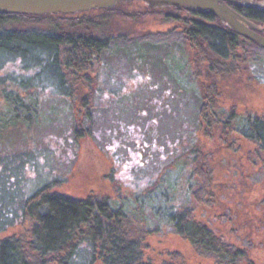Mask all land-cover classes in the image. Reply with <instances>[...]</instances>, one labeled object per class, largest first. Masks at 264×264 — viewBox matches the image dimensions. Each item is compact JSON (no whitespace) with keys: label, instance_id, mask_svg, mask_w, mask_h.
Listing matches in <instances>:
<instances>
[{"label":"rangeland","instance_id":"1","mask_svg":"<svg viewBox=\"0 0 264 264\" xmlns=\"http://www.w3.org/2000/svg\"><path fill=\"white\" fill-rule=\"evenodd\" d=\"M122 10L85 25L87 34L112 43L83 73L65 72L68 93L76 84L72 96L52 80L42 55L31 62L0 55V242L30 237L36 218L27 216L28 201L50 186L52 194L125 208L144 264H215L168 226L173 214L162 218L165 200L176 211L192 201L199 222L228 242L245 241L264 264V147L241 132L220 135L198 117L206 68L194 66L187 45L147 40L172 32L177 22L166 12ZM48 23L5 31L49 33ZM61 27L69 36L84 32ZM242 66L219 79L221 110L243 123L264 119V62ZM18 95L19 109L8 101ZM78 258L90 254L84 249Z\"/></svg>","mask_w":264,"mask_h":264},{"label":"trees","instance_id":"2","mask_svg":"<svg viewBox=\"0 0 264 264\" xmlns=\"http://www.w3.org/2000/svg\"><path fill=\"white\" fill-rule=\"evenodd\" d=\"M165 14L171 21L177 22L179 27L147 40L187 45L191 53L195 54L194 66L206 68L208 83L198 88L202 103L198 117L202 120L205 117L204 122L206 120L212 129L215 127L216 133L220 135L241 132L264 147V119L249 118L243 123L242 117L233 114L227 116L226 111L221 110L218 90L219 79L225 73L234 74L241 72L242 65L248 69L253 63L264 62V50L228 27L221 26L219 20L209 12L207 15L196 13L195 21L190 16H176L170 10ZM261 15L264 18V14ZM29 21L28 18L0 15V55L20 58L24 62L28 58L30 62L34 60L35 53L39 57L42 55L49 63L52 80L61 86L67 84L69 76L66 71L71 70L73 73L77 70L78 74L83 73L90 63L101 61L102 54L112 43L111 39L95 38L87 34L89 29L84 26L93 24L92 21L79 25L78 28H84L83 34H77L81 38L65 35L58 26H54L49 33L5 31L8 24L17 22L22 25ZM65 90L70 96L73 95V91L67 92L66 86ZM8 101L17 109L24 107V99L20 95ZM197 183L192 182L189 195L193 194L192 189ZM169 185L170 190L174 189L173 182ZM49 190L50 186H45L28 201L27 216L30 220L36 218L30 237L27 240L7 238L0 242V264H144L142 247L131 236L128 224L132 218L125 208L115 207L107 201H77L52 194ZM208 190L209 187L205 191ZM169 192L163 194L167 197ZM160 200L164 201L165 198ZM162 203H165L160 207L162 218L173 214L168 226H173L176 233L193 244L199 255L207 256L218 264H252L249 249L235 247L237 243L226 241L194 221L192 201L187 200L183 211L166 208V200ZM136 212L135 221H141L139 224L142 225L146 219L141 210ZM86 243L90 247H80ZM242 244L247 246L245 241ZM84 249L90 254L86 261L78 258Z\"/></svg>","mask_w":264,"mask_h":264},{"label":"water","instance_id":"3","mask_svg":"<svg viewBox=\"0 0 264 264\" xmlns=\"http://www.w3.org/2000/svg\"><path fill=\"white\" fill-rule=\"evenodd\" d=\"M135 4L154 10L168 8L209 12L234 33L264 49V29L235 11L229 4L251 5L253 0H0V13L29 15L76 14L118 5Z\"/></svg>","mask_w":264,"mask_h":264},{"label":"flooded vegetation","instance_id":"4","mask_svg":"<svg viewBox=\"0 0 264 264\" xmlns=\"http://www.w3.org/2000/svg\"><path fill=\"white\" fill-rule=\"evenodd\" d=\"M253 2L255 4H251V5H240V4H231L232 8L237 11L238 13H240L241 15H243L245 18H247L249 21H251L253 24H255L258 27H262L264 29V18L261 15L264 14V0H253ZM132 8V9H131ZM131 10V11H145V12H150V13H155V12H166L167 10L172 11L173 13H177V15L180 17L183 16H190L192 21H195V14L196 13H205L206 15L208 14V12H201V11H188L185 9H176V8H168V9H164V10H154L152 8L149 7H143L140 5L135 4V2H131L128 4H122V5H118L115 6L113 8H107V9H98V10H92V11H88V12H79L76 14H50V15H29V14H22V13H0V15H6L8 17H13V18H28L31 21H34L35 23H38V21L41 20H46L47 22H49L48 24H51L53 27V29L55 28L54 26H58V28L63 31V33H65V35H68L61 26H66V27H74V26H78L80 27L83 23H88V21H92L94 23L99 22L97 18L101 17L100 15H105L107 13L111 14L112 11L116 12V11H120V10ZM122 10V11H124ZM94 15H98L96 16V18H94ZM97 19V20H96ZM101 21V19H99ZM219 20V19H218ZM219 24H221V26L223 27H227L225 26L220 20L218 22ZM63 24V25H62ZM81 24V25H80ZM210 24V23H209ZM9 25H16L18 26L19 23H11L8 24ZM80 25V26H79ZM211 25V24H210ZM88 28L87 26H84V28ZM77 33L74 32V35L72 34V36L70 37H75V38H81L80 35L78 34V31H76ZM264 36V31L261 33ZM69 36V35H68ZM248 40V39H247ZM250 41V40H248ZM251 43H253L254 45H256L257 47L261 48L258 44L250 41ZM264 50V49H263ZM66 56V55H65ZM68 72V71H67ZM74 75L77 73V70L73 71ZM65 86L68 87V85L66 84ZM66 87V88H67ZM73 93L76 90V84L73 87ZM87 100V99H86ZM86 100H83V103L85 104ZM83 104V105H84ZM22 116H19V119H21ZM25 119V118H24ZM194 210L193 212V219L197 224H203L204 228H206L208 231L214 232L212 228H210L206 223H201L198 221V217H197V209L195 206H193L192 208ZM215 233V232H214ZM216 234V233H215ZM223 238V237H222ZM240 245V246H239ZM193 247H195L192 244ZM235 247H240L241 249H248V246L246 247V245L244 244H236ZM246 247V248H245ZM215 264H218L217 262L214 261ZM252 264H258L255 258H252L251 261Z\"/></svg>","mask_w":264,"mask_h":264}]
</instances>
